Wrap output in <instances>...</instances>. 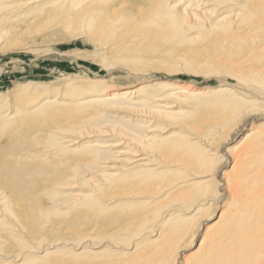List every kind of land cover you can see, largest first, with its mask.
<instances>
[{
  "label": "bare ground",
  "instance_id": "1",
  "mask_svg": "<svg viewBox=\"0 0 264 264\" xmlns=\"http://www.w3.org/2000/svg\"><path fill=\"white\" fill-rule=\"evenodd\" d=\"M32 2L39 5L41 18L29 21L30 32L2 29L6 20L0 17V41L5 34L12 41L3 42L5 49L24 46L23 40L32 35L47 42L63 40L66 34L84 38L109 54L133 55L141 49L154 54L179 48L177 63L198 73L224 74L231 86L211 91L167 84L163 89L169 95L155 99L164 102L153 110L147 109V101L135 98L138 89L112 92L104 99L101 90H91L96 82L89 79L63 78L54 89L33 83L14 88L0 98L1 220L23 237L39 232L47 214L44 201L52 199L60 181L73 179L74 171L84 167L80 160L53 158L60 151L78 154L79 142L64 139L54 151L43 146L40 138L55 140L60 132L70 133L69 127L91 123L103 102L136 99L146 123L151 127L162 123V128L152 127L145 137L129 138L133 153L116 162L120 165L106 167L107 174L96 182L105 185L139 173L136 185L140 186L132 185L127 191L144 197L153 212L162 204L166 212L178 213L179 220L147 229L145 234L155 238L123 254L128 263L264 264V0H180L169 9L162 0ZM17 19L21 18L12 21ZM197 30L198 38L184 39ZM83 93H88L86 99ZM189 102L198 104L195 119L175 111ZM174 129L181 133H171ZM97 133L117 136L108 128ZM121 145L104 141L82 151L97 156ZM120 195L111 193L106 203L113 204ZM88 200L89 196H76V201ZM74 210L75 216L93 218L84 210ZM150 221L144 212L114 232L133 231ZM7 230H0V245L8 244ZM39 260L48 264L45 254ZM55 262L89 264L77 258Z\"/></svg>",
  "mask_w": 264,
  "mask_h": 264
},
{
  "label": "rangeland",
  "instance_id": "2",
  "mask_svg": "<svg viewBox=\"0 0 264 264\" xmlns=\"http://www.w3.org/2000/svg\"><path fill=\"white\" fill-rule=\"evenodd\" d=\"M162 1L164 7L168 9L180 2ZM185 1L196 3L198 0ZM39 9V5L32 0H0V17L6 20V23L2 24V29L30 32L28 29L32 26L28 23L35 18L37 20L41 18L38 15ZM14 18L22 20L12 21ZM3 36L4 40L0 41V98L7 97L14 88L27 83L54 89L61 86L63 78H78L96 82L90 88L94 92L101 90L104 99L112 92L138 89L135 98L144 99L149 104L147 109L153 110L157 104L164 102L155 103L153 102L155 99H165L169 95V92L163 89L167 84H183L193 89L211 91L229 89L228 86H231L230 78L224 74L211 71L198 73L187 65L177 63L175 53L179 48L174 52L160 49L162 51L154 54L151 51L147 52V49L138 50L139 52L133 55L118 51L109 54L103 50H96L84 38L66 34L63 40L54 38L47 42L43 41L41 36L34 38L32 35L23 40L24 46L5 49L3 45H8L12 41L6 34ZM194 37H199L198 30L188 34L184 39L188 41ZM136 66L144 68L138 70ZM83 95L82 98L86 99L88 93ZM135 102L136 99L132 102L128 100H119L117 103L103 102L104 106L97 109L98 118L91 123L69 127L70 133L60 132L59 135H55V140L45 137L39 139L43 141V146H51L54 151L59 145H63L64 139L79 142L78 154L60 151L54 152L53 158L62 161L68 158L71 161L80 160L84 167L80 166L74 171L73 179L60 181L62 185L52 191L54 194L52 199L44 201L47 214L43 215L41 230L36 232L37 234L33 232L23 237L11 230L8 221L0 218V230L8 229V244L0 245V264H42L39 257L43 254L46 255L48 264L68 258L88 261L89 264H129L123 254L155 238L152 233L145 234L147 229L153 228L156 224L163 225L167 220L168 222L179 220L176 218L178 213L166 212L162 204L155 207L158 211L153 212L154 209L146 207L144 197L127 191L132 185L140 186L136 185L140 178L139 173L125 174L126 177L121 176L118 181L105 185L96 182V179L107 174L106 167L120 165L116 162L128 159L133 153L134 149L128 145L129 138L145 137L148 135L146 132L152 127L162 128V123H155L152 127L148 125L146 123L148 119L142 114L143 109L135 105ZM183 104L175 111L185 112L193 119L197 118L198 114L193 110L198 108V104L196 102ZM103 128L115 130L117 136L101 137L97 132ZM246 130L244 129L237 139ZM171 133L181 131L174 129ZM104 141L110 143L117 141L122 145L101 150L102 153L97 156H93L91 151H82L84 147L91 148ZM115 192L122 195L113 204L108 205L107 197ZM77 195L89 196L90 200L76 201ZM75 207L80 213L84 210V213L93 218L88 219L83 214L75 216ZM144 212L150 216L151 223L133 231L114 232L125 221Z\"/></svg>",
  "mask_w": 264,
  "mask_h": 264
}]
</instances>
